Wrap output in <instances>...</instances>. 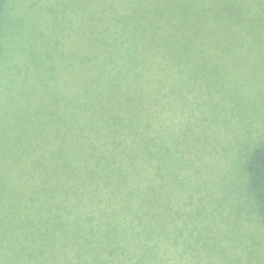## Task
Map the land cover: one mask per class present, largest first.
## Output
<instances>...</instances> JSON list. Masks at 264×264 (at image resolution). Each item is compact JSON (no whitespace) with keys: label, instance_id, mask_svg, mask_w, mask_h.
Wrapping results in <instances>:
<instances>
[{"label":"trees","instance_id":"trees-1","mask_svg":"<svg viewBox=\"0 0 264 264\" xmlns=\"http://www.w3.org/2000/svg\"><path fill=\"white\" fill-rule=\"evenodd\" d=\"M256 1L145 0L127 32L104 46L48 54L46 70L52 82L62 79L64 96L54 90L52 113L37 120L48 141L27 152L21 169L28 200L16 194L14 212L13 196L3 206L0 194V264H205L208 203L183 180L192 145L212 141L209 131L194 138L212 122L205 99L219 93L202 88L207 67L220 66L224 50L252 47L247 31L264 49V0ZM3 12L0 0V56ZM253 61L245 65H264V57ZM182 96L187 110L179 111ZM236 159L239 212L258 217L264 235V133H251ZM195 212L190 242L185 217Z\"/></svg>","mask_w":264,"mask_h":264},{"label":"rangeland","instance_id":"rangeland-1","mask_svg":"<svg viewBox=\"0 0 264 264\" xmlns=\"http://www.w3.org/2000/svg\"><path fill=\"white\" fill-rule=\"evenodd\" d=\"M255 1L250 0V3L255 4ZM144 2L4 0L2 37L5 52L0 56V194L4 193L6 198L3 206L8 197L13 196L7 206L14 211L16 194L28 200L31 183L28 172L24 175L21 169L25 170L28 165L27 152L32 151L36 143L45 146L48 141L47 127L37 120L52 113L49 98L55 95L54 90L61 91V98L64 96V82L59 83L62 79L52 82L46 70L51 61L48 54L65 50L75 53L81 46L90 49L104 46L103 42L111 35L127 32L129 21L135 15L139 17ZM244 39L253 46L246 45L245 50L239 51L224 50L226 60L220 66L207 67L206 74L210 76L202 88H218L219 93L216 103L207 104L209 97L205 99L204 111L212 113L208 115L212 122L206 121L205 132L194 138H203L209 131L211 146L203 144L202 140L192 145L191 164L183 180L192 196L200 194V204L203 197L208 203L204 208L207 225L202 223L207 247L205 264H236L237 255L243 257L241 264L246 261L264 264L262 224L254 214H240L244 200L237 191L240 167L236 157L242 144L251 133L253 136L264 133V65H245L264 57V49L258 47L260 38L253 32L247 31ZM52 60L61 63L54 57ZM218 71L220 79L216 77ZM182 98L185 99L184 107H179V111L187 110L186 96ZM199 107L203 109L204 106ZM36 111L37 116L34 115ZM193 126L199 128L197 122ZM194 128L197 132L198 128ZM19 211L29 213L27 208ZM236 213H239L237 221L231 215L236 217ZM195 214L197 212L185 217L184 227L189 229L190 242ZM16 222H12L13 228L17 227ZM255 250L261 252L260 263L254 257L258 254ZM227 251L232 254L229 256Z\"/></svg>","mask_w":264,"mask_h":264}]
</instances>
